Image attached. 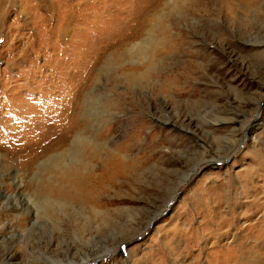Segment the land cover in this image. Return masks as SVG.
<instances>
[{"label":"rangeland","instance_id":"374dc122","mask_svg":"<svg viewBox=\"0 0 264 264\" xmlns=\"http://www.w3.org/2000/svg\"><path fill=\"white\" fill-rule=\"evenodd\" d=\"M262 86L264 0H0V264H264Z\"/></svg>","mask_w":264,"mask_h":264},{"label":"bare ground","instance_id":"6f19581e","mask_svg":"<svg viewBox=\"0 0 264 264\" xmlns=\"http://www.w3.org/2000/svg\"><path fill=\"white\" fill-rule=\"evenodd\" d=\"M261 89L262 90H264V86H262L261 87ZM264 92V91H263ZM184 120V119H183ZM183 120H181L180 122H183ZM218 122L219 123H227V124H233V125H235V123H237L238 121L237 120H235V119H229V120H225V119H219L218 120ZM169 123L173 126V121L172 120H169ZM78 139H79V141L80 140H84L85 138H83V137H81V136H79L78 137ZM231 147V145H230V142H226L225 143V149H229ZM215 157L212 159V160H210V161H212V162H219V161H224V160H226V159H224V158H221V157H219V155H214ZM50 159V158H49ZM68 159V158H67ZM66 159V160H67ZM65 161V159L64 160H62L61 162H64ZM205 163H207V161H204L203 162V164H205ZM64 164H66L67 165V162L66 163H64ZM59 165H54V167L56 168V169H58L59 167H58ZM12 177H14V176H10V178H12ZM14 179V178H13ZM13 179H11V180H13ZM16 180V179H15ZM15 180H13V181H15ZM84 181V179H81V180H79V181H77L76 182V184H75V190L80 186V184H81V182H83ZM18 188H20L21 187V184H18V185H16ZM74 190V191H75ZM0 194H1V192H0ZM74 195H75V197L77 198V194H76V192H74L73 193ZM2 195V194H1ZM42 205H43V210H44V212H46V210L47 209H51V208H53L54 206H58V204H57V202L56 201H53V200H51L48 196H45L44 197V200L43 201H41L40 202ZM2 203H0V205H1ZM13 205V204H12ZM39 205V204H38ZM1 207H2V205H1ZM62 207V206H61ZM25 208H28V209H30V207H29V203H26V202H20L19 204H14L12 207H11V210H13V212L14 211H18V212H23V210L25 209ZM40 208V207H39ZM1 209H3V208H1ZM41 209H42V207H41ZM10 210V211H11ZM56 211V210H55ZM17 214V213H16ZM18 214H20V213H18ZM17 230V229H16ZM114 252V250H112L111 248H108V249H106V252H105V256L106 257H108L110 254H112ZM90 259V256H87V260L86 259H82L81 261H79V262H76L75 263V261L74 260H68L67 261V264H88V262L89 261H95V260H99V258L98 257H95V258H92V259ZM9 260H12L11 258H9L8 259V261ZM244 261V260H243ZM6 264H8L7 262H5ZM63 264L64 262H62V261H59L58 263H56V264ZM9 264H11V263H9ZM54 264V263H53Z\"/></svg>","mask_w":264,"mask_h":264}]
</instances>
